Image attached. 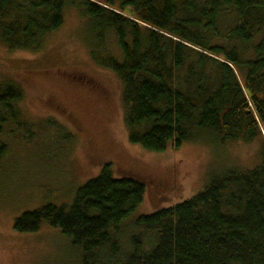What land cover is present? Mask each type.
Listing matches in <instances>:
<instances>
[{"label":"trees","instance_id":"16d2710c","mask_svg":"<svg viewBox=\"0 0 264 264\" xmlns=\"http://www.w3.org/2000/svg\"><path fill=\"white\" fill-rule=\"evenodd\" d=\"M67 7L89 19L101 48L93 59L123 83L131 143L157 153L212 140L262 147L252 169L220 166L193 198L140 216L128 253L119 229L147 188L108 165L70 208L26 212L15 230L50 223L82 264H264V0H0V43L39 52ZM110 40L117 51L109 54ZM0 97L7 114L20 115L12 108L22 97L17 86Z\"/></svg>","mask_w":264,"mask_h":264},{"label":"rangeland","instance_id":"374dc122","mask_svg":"<svg viewBox=\"0 0 264 264\" xmlns=\"http://www.w3.org/2000/svg\"><path fill=\"white\" fill-rule=\"evenodd\" d=\"M63 15L61 28L37 53L0 43V94L8 84L22 91L12 107L20 115L13 118L0 105L5 120L0 121V264H82L81 251L50 223L35 233H19L14 225L24 213L49 204L70 208L79 189L104 166L147 188L119 229L128 253L140 216L193 198L220 166L250 170L258 163L261 142H187L163 153L131 143L122 81L93 59L100 43L82 10L67 7ZM116 47L110 40L105 52ZM153 239H147V248Z\"/></svg>","mask_w":264,"mask_h":264}]
</instances>
